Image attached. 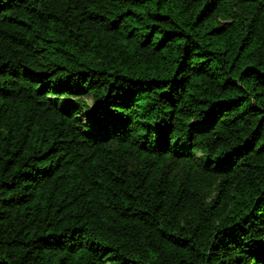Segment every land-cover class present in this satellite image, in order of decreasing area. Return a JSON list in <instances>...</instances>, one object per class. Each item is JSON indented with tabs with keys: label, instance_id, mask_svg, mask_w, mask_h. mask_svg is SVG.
<instances>
[{
	"label": "trees",
	"instance_id": "16d2710c",
	"mask_svg": "<svg viewBox=\"0 0 264 264\" xmlns=\"http://www.w3.org/2000/svg\"><path fill=\"white\" fill-rule=\"evenodd\" d=\"M0 264H264V0H0Z\"/></svg>",
	"mask_w": 264,
	"mask_h": 264
},
{
	"label": "rangeland",
	"instance_id": "374dc122",
	"mask_svg": "<svg viewBox=\"0 0 264 264\" xmlns=\"http://www.w3.org/2000/svg\"><path fill=\"white\" fill-rule=\"evenodd\" d=\"M86 101L89 102L90 100L87 98ZM82 111H84V110H82Z\"/></svg>",
	"mask_w": 264,
	"mask_h": 264
}]
</instances>
